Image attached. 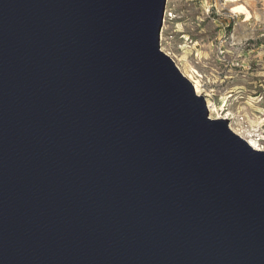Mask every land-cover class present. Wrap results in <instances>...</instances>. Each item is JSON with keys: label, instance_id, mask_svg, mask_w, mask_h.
Segmentation results:
<instances>
[{"label": "water", "instance_id": "1", "mask_svg": "<svg viewBox=\"0 0 264 264\" xmlns=\"http://www.w3.org/2000/svg\"><path fill=\"white\" fill-rule=\"evenodd\" d=\"M167 0H0V264H264V150L161 49Z\"/></svg>", "mask_w": 264, "mask_h": 264}, {"label": "rangeland", "instance_id": "2", "mask_svg": "<svg viewBox=\"0 0 264 264\" xmlns=\"http://www.w3.org/2000/svg\"><path fill=\"white\" fill-rule=\"evenodd\" d=\"M160 43L231 129L264 150V0H167Z\"/></svg>", "mask_w": 264, "mask_h": 264}, {"label": "bare ground", "instance_id": "3", "mask_svg": "<svg viewBox=\"0 0 264 264\" xmlns=\"http://www.w3.org/2000/svg\"><path fill=\"white\" fill-rule=\"evenodd\" d=\"M166 15H169L168 14V11H167V13H166ZM183 70V71H182ZM182 72L184 73V75L185 74H187L188 75V73H189V70L187 69V68H185V70L182 68ZM189 75H190V73H189ZM186 76V75H185ZM187 77V76H186ZM188 78V77H187ZM191 80H190V79ZM188 79L194 84V86H195V89H196V92H197V94H200V95H202L203 94V89L201 88V86H200V84L197 82V81H195V79L193 78V77H189ZM207 105H208V108H209V111H211L212 112V116H213V118H226V119H229L230 120V117L229 116H227V115H223L221 112H220V110H219V107L218 106H215V104L214 103H212V101L210 100V99H208V103H207ZM216 113V115L217 116H215L213 113ZM237 133V132H236ZM238 134V133H237ZM240 135V134H239ZM241 136V135H240ZM244 138V137H243ZM260 140V139H259ZM248 141V140H247ZM249 142V141H248ZM250 143V142H249ZM251 144V143H250ZM251 146L252 147H254L252 144H251ZM255 148V147H254ZM255 149H257V148H255ZM258 150H262V149H258Z\"/></svg>", "mask_w": 264, "mask_h": 264}]
</instances>
